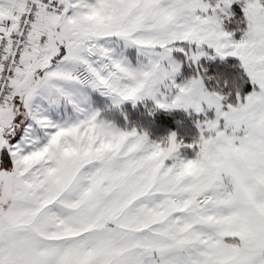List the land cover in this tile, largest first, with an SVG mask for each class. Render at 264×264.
I'll list each match as a JSON object with an SVG mask.
<instances>
[{
	"label": "snow or ice",
	"instance_id": "1",
	"mask_svg": "<svg viewBox=\"0 0 264 264\" xmlns=\"http://www.w3.org/2000/svg\"><path fill=\"white\" fill-rule=\"evenodd\" d=\"M0 264H264V0H0Z\"/></svg>",
	"mask_w": 264,
	"mask_h": 264
},
{
	"label": "clouds",
	"instance_id": "2",
	"mask_svg": "<svg viewBox=\"0 0 264 264\" xmlns=\"http://www.w3.org/2000/svg\"><path fill=\"white\" fill-rule=\"evenodd\" d=\"M199 165L195 162H189L185 168L183 169V172L186 174H196L198 172Z\"/></svg>",
	"mask_w": 264,
	"mask_h": 264
},
{
	"label": "rangeland",
	"instance_id": "3",
	"mask_svg": "<svg viewBox=\"0 0 264 264\" xmlns=\"http://www.w3.org/2000/svg\"><path fill=\"white\" fill-rule=\"evenodd\" d=\"M181 154H184V150H183V149L181 150ZM187 154H188V155H191V150H188V151H187Z\"/></svg>",
	"mask_w": 264,
	"mask_h": 264
}]
</instances>
